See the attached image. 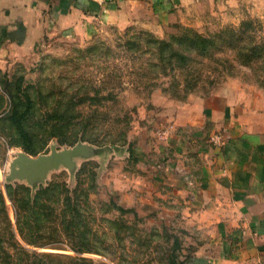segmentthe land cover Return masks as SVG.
<instances>
[{
  "label": "rangeland",
  "instance_id": "rangeland-1",
  "mask_svg": "<svg viewBox=\"0 0 264 264\" xmlns=\"http://www.w3.org/2000/svg\"><path fill=\"white\" fill-rule=\"evenodd\" d=\"M202 9L160 33L138 22L107 26L81 41L45 38L29 57L0 68V187L26 184L7 178L10 161L19 151L27 153L6 119L13 105L21 109L26 104L25 95L16 91L19 83L32 100L27 123L34 155L48 153L52 145L86 143L93 149L89 157L74 158L73 171L60 166L40 184L57 180L71 190L79 184L89 190L84 216L102 252L79 254L93 264H183L209 237L211 228L200 222L199 203L188 188L197 177V143L182 140L186 133L172 128L176 115L185 119L189 109H202L208 97L223 91L263 112L256 121L251 117L254 123L264 121V0L210 2ZM147 34L159 39L199 34L216 43L208 55H193L189 72L177 69L173 87L171 76L153 75L148 56L138 57L130 48ZM255 45L259 49L254 51ZM242 46L251 49L248 64ZM53 108H60V119H48ZM205 123L199 141L214 144L218 131L209 120ZM111 199L137 215L119 212ZM7 207L12 216L8 200ZM38 250L76 254L69 248Z\"/></svg>",
  "mask_w": 264,
  "mask_h": 264
},
{
  "label": "crops",
  "instance_id": "crops-1",
  "mask_svg": "<svg viewBox=\"0 0 264 264\" xmlns=\"http://www.w3.org/2000/svg\"><path fill=\"white\" fill-rule=\"evenodd\" d=\"M227 1L0 0V68L29 57L45 38L81 41L107 26L138 22L160 33L210 2ZM208 99L202 109H189L183 120L178 114L171 124L186 133L182 140L197 143L200 162L188 188L199 203L200 222L211 228L184 264H264V121L253 122L263 112L238 103L232 93L219 91ZM206 120L218 131L214 144L199 141Z\"/></svg>",
  "mask_w": 264,
  "mask_h": 264
},
{
  "label": "trees",
  "instance_id": "trees-1",
  "mask_svg": "<svg viewBox=\"0 0 264 264\" xmlns=\"http://www.w3.org/2000/svg\"><path fill=\"white\" fill-rule=\"evenodd\" d=\"M147 35L150 36L144 38L142 44L140 39L130 43L133 44L130 48L138 52V57L148 56L147 67L153 75L157 76L162 72L171 76L173 87L177 85L175 78L177 69L189 72L196 62L193 55L200 57L208 55L216 43L212 37L199 34L171 35L166 39ZM228 42L232 45V38ZM241 48L248 64L251 60L252 54L249 53L251 49H245L244 46ZM257 49L259 47L255 45L253 50ZM255 58L258 56L255 55ZM142 77L147 78L145 75ZM15 88L20 92V96L25 95L26 104L21 109L20 106L13 105L6 119L20 140L19 145L28 154L34 155L36 150L27 123L32 115V100L30 94L21 90L19 83ZM9 94L13 96L10 91ZM62 114L60 108L47 111L50 120L60 119ZM7 200L11 205L12 216L7 207ZM111 201L119 212H132L137 215L132 208H124L112 199ZM88 203L87 188L80 187L79 184L71 190L65 181H49L36 189L25 183L16 182L5 184L4 190L0 187V264H93L90 259L79 254L102 252L98 247L100 241L92 237L91 227L84 216ZM42 247L60 250L69 248L76 254L38 250Z\"/></svg>",
  "mask_w": 264,
  "mask_h": 264
},
{
  "label": "water",
  "instance_id": "water-1",
  "mask_svg": "<svg viewBox=\"0 0 264 264\" xmlns=\"http://www.w3.org/2000/svg\"><path fill=\"white\" fill-rule=\"evenodd\" d=\"M92 154V147L86 143H77L64 148L52 145L48 153L38 155L19 151L9 163L7 178L8 180L25 181L28 186L36 187L45 183L49 171L60 166L73 171L75 168L74 158L89 157Z\"/></svg>",
  "mask_w": 264,
  "mask_h": 264
}]
</instances>
